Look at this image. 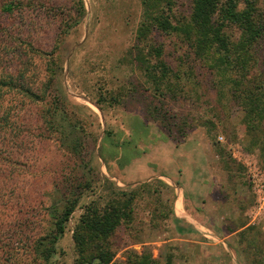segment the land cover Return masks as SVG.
<instances>
[{
	"label": "rangeland",
	"instance_id": "374dc122",
	"mask_svg": "<svg viewBox=\"0 0 264 264\" xmlns=\"http://www.w3.org/2000/svg\"><path fill=\"white\" fill-rule=\"evenodd\" d=\"M165 1L161 0L164 8ZM33 2L39 3L37 6L40 7H28L15 15L0 16L1 40L7 39L6 30L14 33L25 29L29 35L33 29L38 30L36 37L40 41L31 40L30 45L45 48L47 51L43 54L31 52L26 44L7 51L11 54L15 50L27 61L19 68L23 69L19 71H23V77H33L37 82L49 80L47 92L71 105L66 107V115L68 121L75 123L77 132L75 137L64 139L67 144L70 139L81 144L68 152L58 146L57 133L51 132L45 137L40 134L38 111L42 103H32L30 111L26 107L31 102L20 98L16 110L20 118L17 124L20 133L27 137L30 148L26 155L31 157V162L19 167L18 174L35 181L31 189L38 199L43 198V192L59 199L63 195L74 197L81 193L46 264H85L77 258L72 240L83 205L94 200L101 210L108 202L124 203L128 196H131L132 207L128 220H121L106 239L113 252L111 262L127 264V260L134 257L133 253L139 255L142 251L160 264L166 260L170 264H200L196 259L181 256L182 252L176 253L174 242L159 247L157 243H147L170 236L171 229L163 221L168 215L171 196L157 180L148 179L149 176L161 173L174 180L165 168L170 160L165 156L171 153L169 143L199 139L213 147L223 166H232L247 183L246 167L231 153L237 149L264 175V137L260 139L259 132L247 133L240 121V108L228 97H217L210 75L201 63H195L187 74H190L188 77L192 83L180 84L181 90L177 88L166 94L163 100L145 88L147 83L131 66L129 55L142 16L141 0ZM169 6L172 22L182 16L186 19L190 0H169ZM259 6L264 9V0L263 3L260 0ZM76 11L81 14L78 24L70 28L57 44L55 34L61 19L76 15ZM154 39L162 42L164 57L172 66L179 60L190 63L191 57L188 58L185 46L177 36L155 33ZM25 40L28 42L27 38ZM260 61L258 68L264 70V43ZM13 63V68L19 67L16 61ZM5 68L3 60L1 73ZM109 95H116V100L110 101ZM29 111L31 115H28ZM218 136L222 141L217 139ZM165 143H168L166 148ZM77 182L79 185L86 183L88 188L71 189ZM65 186L71 187V193L65 191ZM249 190L251 193L250 187ZM44 198L45 201L49 199ZM31 221L35 227L46 226L40 212H33L24 223L30 227ZM239 246L241 264H264V217L243 230ZM157 248L160 251L154 252ZM217 260L215 264H219ZM221 262L228 264L224 254H221ZM14 264L45 263L32 260L26 253H17ZM209 264L213 263L210 261Z\"/></svg>",
	"mask_w": 264,
	"mask_h": 264
},
{
	"label": "trees",
	"instance_id": "16d2710c",
	"mask_svg": "<svg viewBox=\"0 0 264 264\" xmlns=\"http://www.w3.org/2000/svg\"><path fill=\"white\" fill-rule=\"evenodd\" d=\"M33 1L37 0H0V16L15 15L28 7H40L37 6L39 3ZM164 3L166 8L161 5V0H141L142 16L129 50L131 66L144 78L147 83L145 88L163 100L166 94L177 88L181 90L180 84L192 83L191 77H188L190 74H187L195 63H201L210 75L217 97H228L234 102L242 112L240 121L247 133L259 132V138H263L264 70H260L258 64L264 43V9L259 6L260 0H190L186 19L182 16L175 22L171 21L169 0ZM79 16L80 12L76 11V15L61 19L55 34L57 44L70 28L78 24ZM26 32L25 29L14 33L6 30L7 39L2 40L0 34V264H14L17 253H26L32 260L46 264L81 194L74 197L63 195L59 199L43 192V198L38 199L31 189L35 181L17 172L19 167L31 162V157L26 155L30 148L27 137L20 133L17 124L20 118L16 110L20 98L31 102L26 107L30 111L32 103H42L38 111L40 125L37 128L40 134L45 137L49 136L48 133H57L60 139L58 146H63L68 152L81 146L74 139H70L68 144L64 139L75 137L77 132L75 123L68 121L66 115L65 109L71 105L47 92L49 80L37 82L33 77H23V71L19 72L23 69L19 68L27 61L15 50L11 54L7 51L22 44L38 55L47 51L43 47L33 48L30 45L31 40H38V30L33 29L30 35ZM155 33L177 36L184 44L188 58L191 57L190 63L179 60L177 65L172 66L164 57L162 42L154 39ZM26 38L28 42H25ZM3 60L6 68L1 73ZM15 61L18 68H13ZM15 71L19 72L18 75ZM108 98L114 101L117 96L109 95ZM94 103L101 109L96 101ZM30 111L28 115H31ZM31 120L32 116L29 123ZM84 187L88 188V185L77 182L70 188ZM70 188L65 186V191L71 193ZM44 196L49 199L45 201ZM125 200L122 204L108 202L101 210L94 200L83 205V213L72 232L77 258L81 263L94 261L95 264H114L111 262L113 252L106 239L121 220L126 221L130 216L131 196ZM33 212L42 213L45 227L38 224L36 226L39 227H35L33 221L30 227L29 224L25 225L24 220H28ZM142 253H133L134 257L127 260V264H160L151 255ZM164 264H170V261L166 260Z\"/></svg>",
	"mask_w": 264,
	"mask_h": 264
},
{
	"label": "crops",
	"instance_id": "0c3cea01",
	"mask_svg": "<svg viewBox=\"0 0 264 264\" xmlns=\"http://www.w3.org/2000/svg\"><path fill=\"white\" fill-rule=\"evenodd\" d=\"M203 142L186 139L169 143L171 153L165 156L170 160L165 168L174 180L161 173L149 176L171 196L163 220L171 229L170 236L147 243L159 247L174 242L176 253L200 264H215L216 259L222 264L221 254L228 264H241V233L257 222L248 215L252 195L240 173L223 166L213 147Z\"/></svg>",
	"mask_w": 264,
	"mask_h": 264
},
{
	"label": "built area",
	"instance_id": "2783aa9c",
	"mask_svg": "<svg viewBox=\"0 0 264 264\" xmlns=\"http://www.w3.org/2000/svg\"><path fill=\"white\" fill-rule=\"evenodd\" d=\"M217 139L222 141L221 136H218ZM231 156L239 160L243 166L246 167V180L253 196V201L248 210V215L251 220H261L264 217V175L258 172L254 163L247 162L244 155L237 149L236 151L233 149Z\"/></svg>",
	"mask_w": 264,
	"mask_h": 264
}]
</instances>
